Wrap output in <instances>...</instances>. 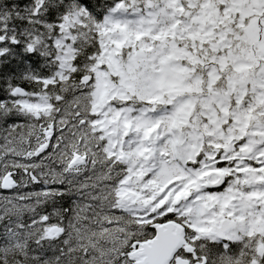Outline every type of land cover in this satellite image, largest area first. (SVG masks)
Returning a JSON list of instances; mask_svg holds the SVG:
<instances>
[{
  "label": "snow or ice",
  "instance_id": "1",
  "mask_svg": "<svg viewBox=\"0 0 264 264\" xmlns=\"http://www.w3.org/2000/svg\"><path fill=\"white\" fill-rule=\"evenodd\" d=\"M0 264H264V0H0Z\"/></svg>",
  "mask_w": 264,
  "mask_h": 264
}]
</instances>
